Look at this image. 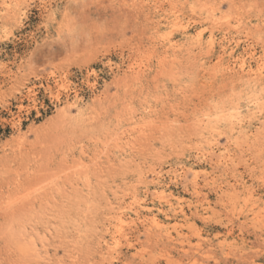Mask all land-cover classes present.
Returning a JSON list of instances; mask_svg holds the SVG:
<instances>
[{
	"label": "rangeland",
	"instance_id": "rangeland-1",
	"mask_svg": "<svg viewBox=\"0 0 264 264\" xmlns=\"http://www.w3.org/2000/svg\"><path fill=\"white\" fill-rule=\"evenodd\" d=\"M262 72L264 0H0V264H264Z\"/></svg>",
	"mask_w": 264,
	"mask_h": 264
},
{
	"label": "bare ground",
	"instance_id": "bare-ground-1",
	"mask_svg": "<svg viewBox=\"0 0 264 264\" xmlns=\"http://www.w3.org/2000/svg\"><path fill=\"white\" fill-rule=\"evenodd\" d=\"M203 5V4H202ZM203 7V6H202ZM5 9H7L6 11H10V10H12L11 12H18L19 11V7H17L16 5H13L12 7L11 6H9V5H5V7H4ZM199 11V10H198ZM148 18V17H147ZM212 19V18H211ZM227 20V19H226ZM180 22V21H179ZM214 22V21H213ZM218 22V21H217ZM218 24V23H217ZM235 25V24H234ZM151 27V26H150ZM181 27V38H186V37H188V34H189V32L187 31V29H186V26H180ZM153 28V27H152ZM198 32V31H197ZM200 32V31H199ZM190 35V34H189ZM213 35V34H212ZM198 37L200 38L201 37V34H199L198 35ZM211 36H210V38H209V43L210 44H212V40H211ZM155 40V39H154ZM162 40V39H161ZM168 41V40H167ZM222 44V43H221ZM174 44L173 43H170L169 44V46H170V49H171V46H173ZM154 46V45H153ZM165 46V45H164ZM222 46V53L223 54H225L228 50H227V46L225 45V44H222L221 45ZM175 48V47H174ZM212 50V49H211ZM231 50V49H230ZM230 53H231V51H230ZM242 55V54H241ZM238 59V58H237ZM235 63V62H234ZM261 65H263V64H261ZM228 67V66H227ZM231 68V70L232 69H236V71H239V72H251L252 71V67L250 66V65H245V61L241 58L240 60H238L237 62H236V64H234L233 66H231L230 67ZM260 69H262V67L260 66V64L257 66V68H256V70L257 71H259L260 72ZM230 71V70H229ZM236 71H234V73H236ZM262 71V70H261ZM254 72V71H253ZM258 73V72H257ZM262 73H264V72H262ZM261 73V74H262ZM249 75V74H248ZM254 76V75H253ZM258 76V75H257ZM261 77V76H260ZM28 92H29V94L30 93H32L33 92V89L32 88H28ZM77 99L76 98H74V101H76ZM67 101V100H66ZM251 135V134H250ZM255 135V134H254ZM219 155V154H218ZM224 156H226V155H224ZM230 156V155H229ZM219 158V157H218ZM225 158V157H224ZM230 158V157H229ZM228 158V159H229ZM222 160V159H221ZM229 161V160H228ZM218 162H219V160H218ZM223 164H225V162H223ZM185 168V167H184ZM186 170V169H185ZM196 170V169H195ZM194 170V171H195ZM159 173V172H158ZM156 174L155 175V179L157 180V181H159L160 182V180H159V178H160V175L159 174ZM192 173V172H191ZM198 174V173H197ZM193 176H195V175H193ZM155 180V181H156ZM237 191V190H236ZM227 192H229V191H227ZM157 193H159L158 194V196H159V198L160 197H162V199H163V197H164V195H165V193H166V189L163 187V188H161V190L158 192L157 191ZM156 193V194H157ZM167 196H165L164 198H166ZM158 198V197H157ZM245 201V200H244ZM132 205V204H131ZM167 205L170 207L171 206V203H170V200H167ZM122 206V205H121ZM138 207H139V205H138ZM123 208L122 207H119L118 208V210L115 212V218H113L114 220L116 219L117 221H116V225H118V226H116V228L117 227H119L120 228V231L122 230V231H124L123 229H122V227L121 226H123L122 225V223H125L126 221H125V219L127 220L128 218H125L126 217V212H124L123 210H122ZM140 209V208H139ZM128 215V214H127ZM113 216V215H112ZM128 217V216H127ZM135 218H137V219H140V218H142L144 221H149V223L150 224H153V225H155L156 227H158V228H161L162 227V225H161V221H159V219L156 217V215H153L152 214V216L151 217H149L147 214H144V213H142V212H140L139 210L138 211H136V216H135ZM114 220H113V222H114ZM141 220V219H140ZM132 221V220H131ZM142 221V220H141ZM129 222H130V220H129ZM143 222V221H142ZM108 223V222H107ZM147 226H148V224H147ZM115 227V226H114ZM124 227V226H123ZM149 227V226H148ZM112 228V227H111ZM113 229V230H116V231H118L119 232V228H117V229ZM157 229V228H156ZM115 231V232H116ZM121 231V232H122ZM111 232V231H110ZM114 232V233H115ZM158 232H159V230H158ZM113 233V232H112ZM112 233H110L111 235H112ZM117 233V232H116ZM120 233V232H119ZM124 233V232H123ZM118 235V234H117ZM120 235L122 236V233H120ZM124 235V234H123ZM116 236H114V234L112 235V237H111V239L112 240H114V238H115ZM169 237H170V235H169ZM110 239V238H109ZM119 239H120V237H119ZM119 240H117V242H118ZM113 242L114 243H116L117 245H118V243L114 240V241H112V242H108V241H106V240H104V248L106 249H112V248H110L111 247V244L113 245ZM114 246V245H113ZM112 246V247H113ZM115 247L116 246H114L113 248L115 249ZM102 248V247H101ZM106 252H108V251H106ZM111 252V251H110Z\"/></svg>",
	"mask_w": 264,
	"mask_h": 264
}]
</instances>
